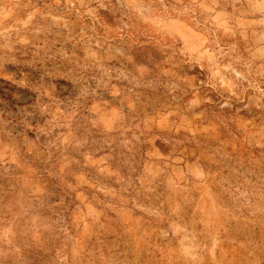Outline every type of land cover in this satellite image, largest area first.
Returning a JSON list of instances; mask_svg holds the SVG:
<instances>
[{"label": "rangeland", "instance_id": "rangeland-1", "mask_svg": "<svg viewBox=\"0 0 264 264\" xmlns=\"http://www.w3.org/2000/svg\"><path fill=\"white\" fill-rule=\"evenodd\" d=\"M29 236L264 264V0H0V264Z\"/></svg>", "mask_w": 264, "mask_h": 264}, {"label": "trees", "instance_id": "trees-1", "mask_svg": "<svg viewBox=\"0 0 264 264\" xmlns=\"http://www.w3.org/2000/svg\"><path fill=\"white\" fill-rule=\"evenodd\" d=\"M36 242V239L29 236L27 238V242L25 243L26 249L23 250V262L24 264H38V262H42V260L49 261L48 255L43 254L44 252L43 247H46L47 242L39 248H35L33 245ZM39 255V256H38ZM38 257V258H37Z\"/></svg>", "mask_w": 264, "mask_h": 264}, {"label": "clouds", "instance_id": "clouds-1", "mask_svg": "<svg viewBox=\"0 0 264 264\" xmlns=\"http://www.w3.org/2000/svg\"><path fill=\"white\" fill-rule=\"evenodd\" d=\"M128 6L131 7L137 3V0H127Z\"/></svg>", "mask_w": 264, "mask_h": 264}]
</instances>
